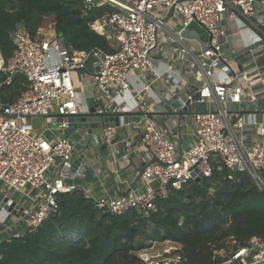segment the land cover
I'll return each instance as SVG.
<instances>
[{
	"label": "built area",
	"instance_id": "1",
	"mask_svg": "<svg viewBox=\"0 0 264 264\" xmlns=\"http://www.w3.org/2000/svg\"><path fill=\"white\" fill-rule=\"evenodd\" d=\"M256 1L82 0L84 12L92 10L98 2L115 8L96 21L103 27H113L108 37L114 38L117 46L112 51L102 47L75 50L64 36L58 34L47 36L39 31L33 38L24 29L15 33L16 49L9 60L1 64V70L7 76V82L23 75L29 88L0 111V181L19 192L26 187L35 189L33 200L36 205L28 211L30 230L38 228L59 209V195L79 189L78 184L67 181L76 151L73 142L67 137L51 142L36 135L32 119L35 116L54 118L56 125L67 129L73 123L72 118L82 112L92 113L72 78L73 71L84 69L89 63L95 68L98 105L95 112L104 113L106 96L119 100L130 94L132 71L145 73L154 66L153 53L158 46L160 30H166L194 64L195 76L202 82L196 91L200 94L197 102L211 105L209 109L195 113L199 139L180 153L176 143L167 136V130L158 127L150 114H142L138 120L144 126L141 141L157 159L145 167L142 174L144 189L125 196L94 199L85 193L86 197L93 199L98 208L114 215H125L133 210H155L157 200L166 198L172 189L181 188L189 180L196 181L197 177L201 182L212 177L215 164L219 169L225 166L248 172L259 188L264 189V147L248 146L244 133L246 121L232 108L242 101L241 81H247L249 73L235 72L225 82L213 79L215 67L229 66V58L223 52L226 36L221 25L223 14L252 16ZM157 8L162 9V15L156 12ZM175 11L183 17L179 32L170 29L165 21L169 13ZM194 21L202 24L209 34L208 44L199 51H194L183 35V30ZM194 96L192 93L188 97L192 110ZM57 158L63 161L62 170L59 175L49 177ZM140 257L148 264H179L183 260L180 253L144 251ZM234 260L241 264L263 262L264 240L253 237L246 245L239 246L228 261L220 264Z\"/></svg>",
	"mask_w": 264,
	"mask_h": 264
},
{
	"label": "trees",
	"instance_id": "2",
	"mask_svg": "<svg viewBox=\"0 0 264 264\" xmlns=\"http://www.w3.org/2000/svg\"><path fill=\"white\" fill-rule=\"evenodd\" d=\"M114 10L96 3L84 12L82 0H0V51L7 62L16 49L15 33L24 29L35 38L50 18L73 49L112 51L92 24ZM28 88L27 79L17 75L2 85L0 99L12 103ZM58 199L59 209L38 228L0 243V264H148L140 253L165 242L181 246L179 264H220L232 254L219 251L233 240L235 250L253 237L264 240V189L248 172L218 164L212 177L189 180L160 197L155 210L114 215L80 189Z\"/></svg>",
	"mask_w": 264,
	"mask_h": 264
},
{
	"label": "crops",
	"instance_id": "3",
	"mask_svg": "<svg viewBox=\"0 0 264 264\" xmlns=\"http://www.w3.org/2000/svg\"><path fill=\"white\" fill-rule=\"evenodd\" d=\"M156 12L163 14L161 8H157ZM165 19L170 29L177 32L182 29L183 17L177 11L170 12ZM221 25L226 30L223 52L229 58V66L215 67L213 79L217 82H225L235 72L249 73V79L241 81L242 101L233 105L232 108L238 110L246 121L244 133L248 146L264 147V133L260 132V126L264 124V115L250 111L252 102L264 98V46L248 54L246 51L247 47L264 39V0L256 1L252 16L244 17L239 13L236 17H231L229 13L223 14ZM93 28L100 34L106 35L110 42L112 39L115 40L108 37L113 31L103 27L101 22H96ZM42 30L40 34L49 36ZM56 34L54 30L50 36ZM183 35L194 51L201 50L209 41L206 28L197 21L190 23L183 30ZM153 59L154 66L148 72H131L132 88L129 95L122 96L123 99L119 100L116 98L113 100L114 96H106L107 98L103 100L106 105L105 113L126 116L150 113L155 124L167 130V136L176 143L181 153L199 139L195 113L207 110L211 105L208 102H194L193 110L184 113H181L183 112L181 108H173V112L167 109V106L180 96L188 97L186 93L190 88L201 87L202 82L196 78L195 66L189 56L171 40L166 30L159 31L158 46L153 53ZM3 62L6 61L0 53V89L7 82V78L3 82L5 76L1 70ZM171 65L173 68L169 69ZM74 74L76 78L74 85L82 100L88 108L96 105L97 88L94 66L88 65L84 69H77ZM147 85L150 86L148 90L145 89ZM25 92L23 91L18 98ZM3 106L4 103L0 99V111ZM85 109L86 107L83 110ZM56 120L35 116L32 119L34 133L51 142H56L63 137L73 142L76 151L71 172L68 174V182L78 184L80 190L94 199L125 196L144 189L139 170L152 162L155 156L142 144L141 136L144 129L142 123L129 119L123 122V125L108 128L102 134V142H99L88 133L89 129L80 126V121L73 122L69 128L63 129L55 124ZM62 167V159L57 158L48 173L49 177L59 175ZM10 191L16 190L0 181V221H2L0 243L29 230L28 211L36 205L33 200L36 194L34 188L26 187L22 192L16 191L15 195ZM7 199L13 200L16 205L13 204L9 209L5 208L3 203ZM13 211L16 213L14 214Z\"/></svg>",
	"mask_w": 264,
	"mask_h": 264
},
{
	"label": "water",
	"instance_id": "4",
	"mask_svg": "<svg viewBox=\"0 0 264 264\" xmlns=\"http://www.w3.org/2000/svg\"><path fill=\"white\" fill-rule=\"evenodd\" d=\"M15 44H17V40L15 39ZM264 46V39L252 44L251 46L247 47L246 51L247 54L251 53L253 50ZM236 57V56H235ZM198 90V87H193L190 88L187 91V95L189 97L190 94L194 93V98L193 101L197 102V100L200 99V94L199 92L196 93V91ZM186 97H182L180 96L179 98H177V100H175V102H173L172 104L167 106V109L170 112H173V108H181L183 112H191L192 111V105H191V100ZM98 107V105H94L91 107V112L92 113H81L79 116L72 118V122H81L80 126L82 127H86L87 129H89V132L91 135H93L97 141L102 142V134H104V132L108 129V128H116L118 126L123 125V122L129 121V119H131L133 122H138L139 119H141L142 114H138L136 115H132V116H126L123 114H117V113H102V114H96L95 110ZM251 112L254 113H261L264 115V98L259 99L257 101H254L251 103ZM146 113V112H145ZM150 114V113H148ZM151 115V114H150ZM264 129V124H262L260 126V132ZM123 134V133H122ZM92 147L94 146V144H90ZM99 154V153H98ZM157 159L155 158L153 161H156ZM152 161V162H153ZM87 162H89V160H87ZM71 170V169H70ZM145 168H142L139 170V175L142 176L143 172H144ZM198 182H201V178L197 177ZM16 205L15 202H13V200L7 199L4 203L3 206L7 209L11 208L12 206ZM229 264H241L239 261L234 260L232 262H230ZM257 264H264L263 262L257 263Z\"/></svg>",
	"mask_w": 264,
	"mask_h": 264
},
{
	"label": "rangeland",
	"instance_id": "5",
	"mask_svg": "<svg viewBox=\"0 0 264 264\" xmlns=\"http://www.w3.org/2000/svg\"><path fill=\"white\" fill-rule=\"evenodd\" d=\"M41 30L42 29H40V31ZM42 31L44 33H47L49 36H50V33L54 32L53 23L51 22V18L49 19L47 27L43 28ZM111 42H112V47H116L117 46V43H116L115 40L112 39ZM88 65H92V64L89 63ZM74 73H75V71L72 72V78H73V81H74V84H75L76 78H75V74ZM214 190L215 189L213 188L212 191H214ZM15 192L16 191H10V193H12L14 195H15ZM20 196H22V195H20ZM67 237H68V235L65 238H67ZM180 249H181V246L179 244L172 243V242H165V243H156L154 245V247L151 250L147 251V252L151 253V254H157V253L161 252V253H168V254L173 255V254L177 253ZM234 250L235 249L233 248V243H230L228 248L222 249L219 252L222 254V256L228 257L231 254H233Z\"/></svg>",
	"mask_w": 264,
	"mask_h": 264
}]
</instances>
